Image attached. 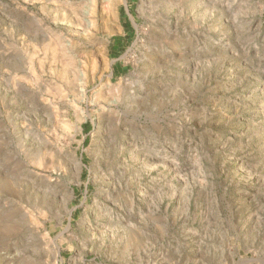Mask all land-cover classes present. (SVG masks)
<instances>
[{
	"label": "rangeland",
	"instance_id": "1",
	"mask_svg": "<svg viewBox=\"0 0 264 264\" xmlns=\"http://www.w3.org/2000/svg\"><path fill=\"white\" fill-rule=\"evenodd\" d=\"M0 264H264V0H0Z\"/></svg>",
	"mask_w": 264,
	"mask_h": 264
}]
</instances>
